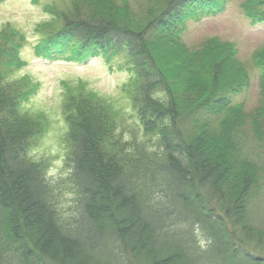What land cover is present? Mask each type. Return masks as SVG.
<instances>
[{
	"label": "trees",
	"instance_id": "obj_1",
	"mask_svg": "<svg viewBox=\"0 0 264 264\" xmlns=\"http://www.w3.org/2000/svg\"><path fill=\"white\" fill-rule=\"evenodd\" d=\"M152 4L142 26L128 21V0L46 9L37 51L122 60L143 134L126 136L118 107L81 81L64 83V183L30 153L44 129L43 115L23 107L34 88L7 76L23 34L11 25L0 33V264H264L263 208L251 210L264 179L242 131L249 121L252 139L264 142V47L254 56L261 101L246 111L233 98L250 74L232 46L211 39L188 49L180 40L188 20L221 11L223 0ZM242 6L253 24L264 22V0Z\"/></svg>",
	"mask_w": 264,
	"mask_h": 264
},
{
	"label": "rangeland",
	"instance_id": "obj_2",
	"mask_svg": "<svg viewBox=\"0 0 264 264\" xmlns=\"http://www.w3.org/2000/svg\"><path fill=\"white\" fill-rule=\"evenodd\" d=\"M69 1L0 0V33L7 28L11 29V25L23 34L18 41L19 58L14 57L16 68L7 76L9 79L19 76L27 79L34 90L26 98L23 107L30 113L43 115V121L39 123L44 127L43 133L30 153L35 158H45L48 178L59 183L67 181L71 170L65 160L68 124L64 118L67 104L64 83L74 86L73 83L81 81L86 90L109 101L115 108L118 107L122 113L118 119L119 128L122 125L126 127L123 130L128 131L126 136L130 135L129 132H135L137 138L143 136L139 121L124 92L131 73L122 60H107L101 56L71 60L59 56H44L37 51L38 44L44 41V38H41L42 28L39 31L38 27L50 16L46 9L66 7ZM153 1L128 0V21L131 20L135 26H142L147 17L152 19L153 16L149 15L147 10L159 6L152 4ZM167 1L165 0V3ZM242 3L243 0H223L221 11L188 20L180 40L188 49L199 48L211 39L227 42L232 46L237 59L250 74L248 85L233 99L241 102L248 111L261 101L260 69L254 63V56L256 50L264 47V22L253 24ZM160 5L164 7L165 4L162 2ZM78 91L84 96L82 87ZM75 103L81 105L82 100L77 97ZM91 109L97 114L100 107L94 104ZM249 124L247 121L242 125V131L245 130L243 143L247 147V153L258 162L264 179V139L262 144L256 142L254 137L253 140ZM262 132L264 133V128ZM259 199L251 207L253 215H258L262 208L264 215V188Z\"/></svg>",
	"mask_w": 264,
	"mask_h": 264
}]
</instances>
